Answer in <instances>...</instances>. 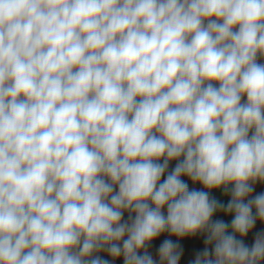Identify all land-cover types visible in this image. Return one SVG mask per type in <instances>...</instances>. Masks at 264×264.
<instances>
[{"label":"clouds","instance_id":"1","mask_svg":"<svg viewBox=\"0 0 264 264\" xmlns=\"http://www.w3.org/2000/svg\"><path fill=\"white\" fill-rule=\"evenodd\" d=\"M258 184L264 0H0V264H262Z\"/></svg>","mask_w":264,"mask_h":264},{"label":"crops","instance_id":"2","mask_svg":"<svg viewBox=\"0 0 264 264\" xmlns=\"http://www.w3.org/2000/svg\"><path fill=\"white\" fill-rule=\"evenodd\" d=\"M174 163V162H173ZM186 179V178H185ZM190 183V182H189ZM190 186H192L190 184ZM195 187H200L199 185H195ZM256 191H264V185L258 184L256 186ZM214 195H216L218 198L224 199L226 202V198L222 196L220 192H215ZM127 218V213L125 214V219ZM215 218H223L225 220L230 221L231 217L230 216H223L222 214H217V217ZM264 229V224H261L259 221L257 222L256 227L253 229L252 232L248 234V236L245 238V242L249 245L252 244L254 240V234L256 231ZM168 238L166 234L164 236H161L158 240L153 242V254L155 255L154 252V247L158 246L161 240ZM172 239H175V237H171ZM204 236L203 235H197L195 237H189L185 238L180 241V243L183 245L184 248V255L181 258L180 264H189L191 260L195 258V254L198 251H202L203 248L205 247L204 245ZM106 259H110V257L105 256ZM116 264H123V259L122 257L116 261ZM264 264V262H262Z\"/></svg>","mask_w":264,"mask_h":264}]
</instances>
